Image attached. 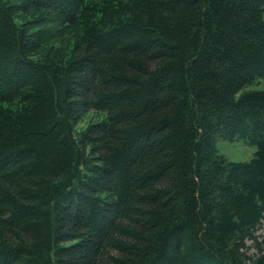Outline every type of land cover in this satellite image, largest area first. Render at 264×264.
<instances>
[{
  "label": "trees",
  "instance_id": "16d2710c",
  "mask_svg": "<svg viewBox=\"0 0 264 264\" xmlns=\"http://www.w3.org/2000/svg\"><path fill=\"white\" fill-rule=\"evenodd\" d=\"M261 77L264 0H0V264H264Z\"/></svg>",
  "mask_w": 264,
  "mask_h": 264
},
{
  "label": "rangeland",
  "instance_id": "374dc122",
  "mask_svg": "<svg viewBox=\"0 0 264 264\" xmlns=\"http://www.w3.org/2000/svg\"><path fill=\"white\" fill-rule=\"evenodd\" d=\"M264 89V77L258 79L254 84L248 85L245 89ZM102 114L98 111H91L85 119L77 125V128L84 126L90 120H95ZM219 151L225 154L229 159L235 161H246L252 158L255 153L256 146L248 142L246 138H236L234 140L219 138L217 140ZM264 236V220L262 227L259 231Z\"/></svg>",
  "mask_w": 264,
  "mask_h": 264
}]
</instances>
